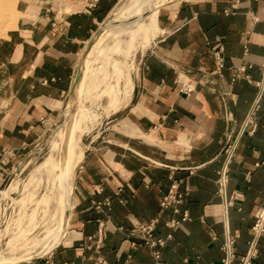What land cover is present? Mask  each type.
<instances>
[{
    "label": "crops",
    "instance_id": "1",
    "mask_svg": "<svg viewBox=\"0 0 264 264\" xmlns=\"http://www.w3.org/2000/svg\"><path fill=\"white\" fill-rule=\"evenodd\" d=\"M119 2L95 0L84 10L79 0H9L0 35V186L60 116L80 51ZM158 5L143 39L121 50L115 40L129 30L116 25L92 56L91 65L133 51L129 82L105 88L119 92L122 82L125 96L117 108L105 99L109 138L80 146L64 237L24 264H223L226 242L227 264H238L246 252L264 202V0ZM87 75L81 102L97 87ZM171 184L175 195L163 206ZM150 222L148 236L139 225ZM253 262L264 264V230Z\"/></svg>",
    "mask_w": 264,
    "mask_h": 264
},
{
    "label": "rangeland",
    "instance_id": "2",
    "mask_svg": "<svg viewBox=\"0 0 264 264\" xmlns=\"http://www.w3.org/2000/svg\"><path fill=\"white\" fill-rule=\"evenodd\" d=\"M12 8L13 5L9 4V0H0V35L7 27L9 17L10 19L12 17ZM129 34L130 33L127 32L126 34L124 33L123 36L116 38L115 41L119 43L118 47L121 50L123 47L127 48L133 46V44H136V41H140L146 36L138 34L139 36L137 35L130 41L127 38ZM148 42L144 45H140L139 43V46L144 47ZM132 59L133 51L131 50L127 56H124L122 53H107L106 56L101 55L97 60L92 61V65L90 63L87 80H92L97 70L101 73V66L106 61H108L109 64L106 67V72L101 76L108 78L102 81L103 77L99 78L95 76L94 80L97 87L94 89L95 84H93L94 82L91 83L88 91L84 93L83 100L78 107V111L80 109V112L78 114L77 111L76 122L78 128L82 129L79 141V145L82 146V148L86 146L90 137L95 140H101V143L109 138L108 134L112 130V127L107 125H110L112 121L109 120L105 122V120L109 119L108 117L111 116L110 113L113 111L108 110L105 99H112L114 97V92L105 88L111 87L110 84L113 85L114 83H118V80L121 79L120 75H115L114 73V64H120V67L124 66L127 69L131 67L132 71L134 65ZM118 87L121 100L125 96L126 90L122 82H119ZM86 94L88 95L86 96ZM64 106H66L65 103ZM64 106L62 107L63 110L61 109L62 112L60 110L61 114L59 112L60 116L58 115L57 118L47 125L42 136L35 141L15 164V166L17 165L19 167V170L16 172V168H12L11 172L0 186V251L6 248L10 238L19 235L20 232L27 231V229H29L26 234L28 238L32 236L38 238L39 235L44 236L47 234L46 227L53 207L51 204L50 207L48 205L46 208L47 201H43L41 198L47 191L48 176L45 173H39L36 169L40 167L50 154L55 153L56 158H58V151H52L51 146L55 133L60 129V126H62V124H59V121L65 110ZM7 191H11L9 197L5 196V192ZM38 229H40V231ZM35 230L39 232L36 233Z\"/></svg>",
    "mask_w": 264,
    "mask_h": 264
},
{
    "label": "bare ground",
    "instance_id": "3",
    "mask_svg": "<svg viewBox=\"0 0 264 264\" xmlns=\"http://www.w3.org/2000/svg\"><path fill=\"white\" fill-rule=\"evenodd\" d=\"M162 1L165 0H120V2L111 11L110 15L106 18L107 20L103 25L104 30L100 32L96 40L92 43L85 59L83 74L76 91L77 103L73 112L72 121L71 123H66V106L59 121V124H62V126H60V129L58 128L59 130L55 133L51 146L52 151H58V158H56L55 153L50 154L49 157L43 161L40 167L36 169L39 173H45L48 176L47 191L41 198V200L43 199V201H47L46 208L48 205L50 207L51 204L53 207L46 227L47 234L44 236L39 235L38 238L34 236L28 238L26 234L29 229H27V231L22 230L23 232H20L19 235L10 238L6 248L0 251V264H9L14 261L30 259L37 255L47 253L64 237L70 209L72 174L76 164L81 158L82 153L79 145L82 129L78 128L76 117L78 107L80 106L82 99L90 60L100 43L116 25H124V27L129 30L130 34L127 38L130 41L138 34L141 35L145 30H153L156 23V10L159 6L158 4ZM119 65L114 64L115 75H120L121 78L129 82V70L126 67L122 66V68ZM106 67L107 66H103L101 68V73L99 71L98 75L105 73L107 70ZM95 76L96 74L94 75V78ZM112 91L114 92L112 103L114 107L117 108L119 102V92L114 90ZM79 112L80 109L78 114ZM18 170L19 167L17 171ZM10 192L11 191L5 192V196L8 197ZM65 211H67V214ZM40 229L38 230L40 231ZM39 231H36V233Z\"/></svg>",
    "mask_w": 264,
    "mask_h": 264
},
{
    "label": "built area",
    "instance_id": "4",
    "mask_svg": "<svg viewBox=\"0 0 264 264\" xmlns=\"http://www.w3.org/2000/svg\"><path fill=\"white\" fill-rule=\"evenodd\" d=\"M95 0H79L81 4L84 5L83 9L87 10L91 5L94 4ZM221 47L218 46L213 50V57H214V62L217 67H220L222 65V57H221ZM172 184L170 185V188L168 190V193L166 195H163L160 200L161 205H167L169 202V199L172 198ZM171 192V193H170ZM101 224V223H99ZM151 222L148 223L147 225H139V228L142 230H145L147 232V235L150 236V229H151ZM251 230L253 232V237L249 240L248 242V247L246 252L241 256L239 263L238 264H253V257L255 256L256 253V240L258 235L260 234L261 231L264 230V202L260 206L259 209L254 214L253 222L251 224ZM101 234L100 228L98 229V237ZM149 244H153L154 242L161 243V239H151L149 238L147 241ZM227 245V255L226 259L223 261V264H227L228 259H229V251H228V243H225ZM155 255H157V251L155 250ZM98 264V263H97Z\"/></svg>",
    "mask_w": 264,
    "mask_h": 264
},
{
    "label": "water",
    "instance_id": "5",
    "mask_svg": "<svg viewBox=\"0 0 264 264\" xmlns=\"http://www.w3.org/2000/svg\"><path fill=\"white\" fill-rule=\"evenodd\" d=\"M107 17V16H106ZM106 17L99 23V25L95 28V30L93 31V33L90 35V37L87 39V41L85 42L82 50L80 51V54L77 58L76 64H75V71L73 74V78L69 87V90L67 92V96L65 99V105L67 107V118H66V123H71L72 121V116H73V112L75 110V106L77 103V88L78 85L80 83L82 74H83V69H84V64H85V59L87 56V53L92 45V43L96 40V38L98 37V35L100 34V32L103 29V25L106 22ZM15 171H17L18 166H15ZM65 213L67 214V211H65ZM46 253H43L41 255H37L35 257H32L30 259H25V260H19V261H14L11 262L9 264H24V263H28L31 261H34L36 259H38L39 257L43 256Z\"/></svg>",
    "mask_w": 264,
    "mask_h": 264
}]
</instances>
